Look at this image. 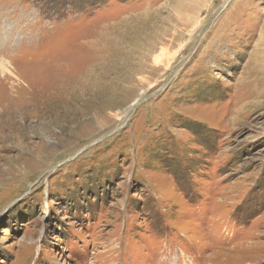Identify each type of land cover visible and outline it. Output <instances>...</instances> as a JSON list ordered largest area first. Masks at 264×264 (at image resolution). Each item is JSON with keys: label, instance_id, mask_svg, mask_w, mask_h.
Here are the masks:
<instances>
[{"label": "rangeland", "instance_id": "rangeland-1", "mask_svg": "<svg viewBox=\"0 0 264 264\" xmlns=\"http://www.w3.org/2000/svg\"><path fill=\"white\" fill-rule=\"evenodd\" d=\"M0 264H264V0H0Z\"/></svg>", "mask_w": 264, "mask_h": 264}, {"label": "bare ground", "instance_id": "bare-ground-1", "mask_svg": "<svg viewBox=\"0 0 264 264\" xmlns=\"http://www.w3.org/2000/svg\"><path fill=\"white\" fill-rule=\"evenodd\" d=\"M259 58H263V56H261V57H259ZM260 64H262V63H260ZM259 66V65H258ZM252 250V249H251ZM260 261V260H259Z\"/></svg>", "mask_w": 264, "mask_h": 264}, {"label": "built area", "instance_id": "built-area-1", "mask_svg": "<svg viewBox=\"0 0 264 264\" xmlns=\"http://www.w3.org/2000/svg\"><path fill=\"white\" fill-rule=\"evenodd\" d=\"M227 1H229V2H230L231 0H227ZM225 2H226V1H225Z\"/></svg>", "mask_w": 264, "mask_h": 264}]
</instances>
